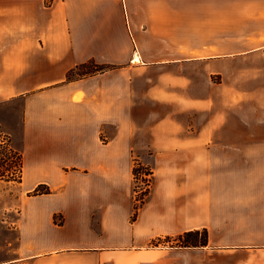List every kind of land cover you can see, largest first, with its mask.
<instances>
[{
	"label": "crops",
	"instance_id": "1",
	"mask_svg": "<svg viewBox=\"0 0 264 264\" xmlns=\"http://www.w3.org/2000/svg\"><path fill=\"white\" fill-rule=\"evenodd\" d=\"M16 100L0 264H264V0H0ZM202 229L205 246L158 242Z\"/></svg>",
	"mask_w": 264,
	"mask_h": 264
},
{
	"label": "rangeland",
	"instance_id": "2",
	"mask_svg": "<svg viewBox=\"0 0 264 264\" xmlns=\"http://www.w3.org/2000/svg\"><path fill=\"white\" fill-rule=\"evenodd\" d=\"M87 71H91V69H81L77 70L76 72L77 74H81ZM21 116V100L0 104V175H4L3 177H0V212L10 211V213H12L13 223L17 221L19 211L18 197L21 185L19 184L18 180L20 177V166L16 164L18 163V157L16 156L18 152L14 151L12 147L9 146L8 140L11 141L12 132L20 127V122L22 119ZM8 146L9 149L11 148V151L13 150L11 155H8L7 153L6 147ZM12 156L14 157L13 159ZM143 166L150 169L148 166ZM144 178L146 179V177L141 172V175L138 174V179L134 180V189L136 191L142 192L147 187L146 183L144 182ZM31 193L29 195H31ZM136 198L140 199V194H138ZM85 236H77V239H84ZM202 239L203 237L201 235L197 237V240ZM175 241H177V237L174 236L170 242L166 243L162 241V243H164L163 245L166 246H176L178 242ZM122 260L125 261V259L119 255L118 251H116L108 257L105 264H118V262Z\"/></svg>",
	"mask_w": 264,
	"mask_h": 264
},
{
	"label": "trees",
	"instance_id": "3",
	"mask_svg": "<svg viewBox=\"0 0 264 264\" xmlns=\"http://www.w3.org/2000/svg\"><path fill=\"white\" fill-rule=\"evenodd\" d=\"M82 69H91V71H87L85 73H93L96 71H104L107 69H111L112 66L111 65H102V66H96L92 63H87L85 65L81 66ZM80 68V69H81ZM84 74V73H83ZM81 75V74H80ZM69 78V75L67 76ZM5 144V142H4ZM7 146V145H6ZM7 149V153L8 155H11L12 151L11 148L9 149V146L6 147ZM15 155V154H14ZM18 157V166H20V170H19V175L21 177V167H22V163H21V156L20 154L16 155ZM14 157L12 156V159ZM19 161H20V165H19ZM21 171V172H20ZM141 172L143 173V175L146 177V179L144 178V182L146 183L147 187L140 193V199L136 198V204L134 206V209L137 210L138 206L143 202V196H145L148 193V186L150 183V176L152 174L151 170L148 169L147 167H144L143 165L136 163L133 167V179L137 180L138 179V174L141 175ZM4 175H0V177H3ZM20 177L19 180L20 181ZM148 177V179H147ZM51 189L48 186L45 185H40L38 187H36L31 195H47V194H51ZM201 235L203 237L202 240H197V237ZM177 237V241L178 242L176 246H180V247H199V246H205L207 245L208 242V233L206 229H202V230H194V231H189V232H185L183 234L177 235L175 236ZM173 237H165L164 239H159L158 242H170L172 240Z\"/></svg>",
	"mask_w": 264,
	"mask_h": 264
},
{
	"label": "bare ground",
	"instance_id": "4",
	"mask_svg": "<svg viewBox=\"0 0 264 264\" xmlns=\"http://www.w3.org/2000/svg\"><path fill=\"white\" fill-rule=\"evenodd\" d=\"M137 59H138V58L136 57L135 60H133V61H137Z\"/></svg>",
	"mask_w": 264,
	"mask_h": 264
}]
</instances>
